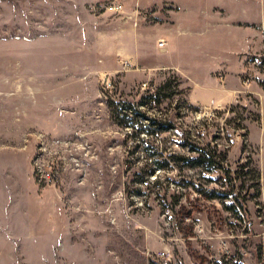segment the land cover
<instances>
[{"label":"rangeland","instance_id":"1","mask_svg":"<svg viewBox=\"0 0 264 264\" xmlns=\"http://www.w3.org/2000/svg\"><path fill=\"white\" fill-rule=\"evenodd\" d=\"M115 1L124 14L105 9ZM257 1L260 35L213 29L209 55L191 54L221 60L207 73L228 89L192 99L210 101L200 106L188 99L190 56H169L184 69L149 71L110 52L113 32L125 47L127 28H169L178 4L0 0V264H264V0L193 4L258 20ZM166 79L158 103L150 95ZM185 130L211 142L232 176L170 161Z\"/></svg>","mask_w":264,"mask_h":264},{"label":"crops","instance_id":"2","mask_svg":"<svg viewBox=\"0 0 264 264\" xmlns=\"http://www.w3.org/2000/svg\"><path fill=\"white\" fill-rule=\"evenodd\" d=\"M190 1L192 4L188 7L185 0H134L133 5L137 9L152 8L155 5L158 6L163 3L173 2L178 4L179 11H173L176 12V14L171 16V26L169 28L159 30H135V28H127L125 36L128 38V44H126L125 47H121V44L117 41L123 34L122 31L116 30L112 33L115 37V46L112 47V51L110 50V52L116 56L115 58L118 59L122 56L126 61L137 66L139 69L141 66L142 70L175 69L177 67L180 68L182 65L179 64L180 60L178 58L177 61L172 59V61L169 62L170 55H177L180 57L181 54H186L191 57L193 52L209 55L204 47L205 42L211 38L213 29L215 34H221L222 37L234 41L238 39L237 27H243L242 31L245 33L244 40H253L256 34L260 35V30L257 28L261 23L262 5L260 1L254 4V13H258V20L246 19L244 10H241L240 7L236 9L233 7V9L227 12L225 10L226 13H230V16L225 19V17L222 18V15L211 11L205 4H193L196 0ZM230 8L231 7H229V9ZM160 39L166 41L164 47H159L158 43ZM145 41H148V45L141 43ZM212 63L218 64L219 66L222 62L221 60L213 59ZM212 63L210 61L207 62L205 57L204 60H194L192 57L191 60H187L185 58V72L192 81L188 99H190L193 104L205 106L210 104V101L199 104L198 102L192 101V99H226L229 96L227 92L228 89L223 86L219 79L207 73L210 68L211 72L221 68H218V66L211 67ZM171 65L173 67H166ZM195 65H198L200 69L194 70V73L191 74L189 70L195 68ZM182 67L181 69H184Z\"/></svg>","mask_w":264,"mask_h":264},{"label":"trees","instance_id":"3","mask_svg":"<svg viewBox=\"0 0 264 264\" xmlns=\"http://www.w3.org/2000/svg\"><path fill=\"white\" fill-rule=\"evenodd\" d=\"M162 87L158 88L155 93H152L150 96L152 98H155V100L158 103H161L163 99H160V95L162 91L166 88L171 87V80L166 79L163 82ZM172 96V95H169ZM129 108H132L129 106ZM144 116V115H143ZM144 118L148 121H150V125L158 124L162 130L166 131L171 128L168 123L162 122V120H156L155 118H152L150 116H144ZM180 146L184 149V152L178 153L172 157L170 161H174L175 163L181 162L184 166H188L189 168H193L196 165H202L204 169L209 173H214L217 171L225 172V175H231V171L225 167V165L222 162H218L217 158L215 157L216 149L212 146L211 142H207L206 144H201L200 142L196 141L192 137V133L189 130L183 131L181 140H180ZM226 157V156H225ZM224 157V159H226ZM223 161V160H222ZM159 166L162 168L163 165ZM254 172V188L256 191V196H261L262 190H261V172L258 168L254 167L251 169ZM233 179V177H232ZM235 185H232L233 192H234ZM213 198V197H212ZM238 199V197H235ZM246 211V209L244 208ZM235 214H239L238 211L233 207L232 209ZM239 216V215H238ZM240 217V216H239ZM150 264H156L155 261H151Z\"/></svg>","mask_w":264,"mask_h":264},{"label":"built area","instance_id":"4","mask_svg":"<svg viewBox=\"0 0 264 264\" xmlns=\"http://www.w3.org/2000/svg\"><path fill=\"white\" fill-rule=\"evenodd\" d=\"M105 9L107 11H110V12H113V13H122V14H124V12H125V7H124L123 3L117 2V1H115V2H113L111 4H109V5H106ZM128 17H129L130 20L134 19V15L133 16H128ZM137 18H138V16L135 19H137ZM158 45H159V47H164L166 45V41L164 39H160ZM123 66L124 67H128V66H133V64H131L128 61H124L123 62ZM143 85L146 86V83H144ZM160 254L162 256H164L166 253L165 252H161Z\"/></svg>","mask_w":264,"mask_h":264}]
</instances>
